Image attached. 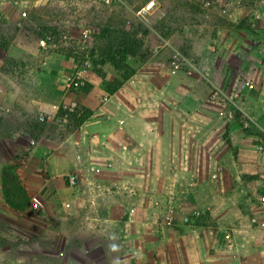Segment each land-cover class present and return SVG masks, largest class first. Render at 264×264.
Listing matches in <instances>:
<instances>
[{"label": "crops", "instance_id": "crops-1", "mask_svg": "<svg viewBox=\"0 0 264 264\" xmlns=\"http://www.w3.org/2000/svg\"><path fill=\"white\" fill-rule=\"evenodd\" d=\"M157 9L162 12L160 3ZM221 13L185 25L216 32L209 39L218 62L182 71L156 60L113 93L102 88L91 67L87 88L69 91L65 79L76 66L66 68L63 55L49 61L53 52L41 55L29 39L26 50L10 53L22 77L16 81L0 71V138L13 137L20 146L22 178L43 181L40 198L61 199L74 218L83 217V226L73 229L75 236L89 237L83 244L73 239L78 264H264V228L252 220L264 219V152L256 148L264 132V4L228 3ZM184 34L189 43L197 38ZM37 56L45 78L30 61ZM50 73L63 77L51 80ZM243 78L255 83L241 99L254 131L232 125L230 146L223 137L226 120L217 106L210 109L209 96L213 88L231 89ZM72 99L90 114L69 131L58 112ZM13 114L17 121L5 128ZM226 150L235 152L230 165L222 158ZM66 163L81 171L79 179L123 187L121 197L99 211V195L65 184ZM165 215L172 226L161 221ZM199 216V223H187ZM97 236L105 241L96 243Z\"/></svg>", "mask_w": 264, "mask_h": 264}, {"label": "rangeland", "instance_id": "rangeland-1", "mask_svg": "<svg viewBox=\"0 0 264 264\" xmlns=\"http://www.w3.org/2000/svg\"><path fill=\"white\" fill-rule=\"evenodd\" d=\"M146 1L0 0V71L13 80L21 81L20 65L10 53L17 49L26 50L23 45L28 43L25 39H29L30 47L37 49L41 55L46 51L53 52L55 58L49 61L59 60L63 55L64 66L69 70L89 60L102 88L107 93H113L138 68L152 65L156 60H159L158 65L182 71L192 66L202 70L207 62H218L214 58L216 43L210 40L217 35L216 32H208L205 27H186V23H200V19L207 15L219 19L228 3L248 7L264 4V0H157L162 12L156 9L144 17L138 16L137 11ZM85 29H90V32L84 34ZM185 32L196 36V40L187 42ZM41 60V56L30 59L32 65H39L40 75L45 78L46 67ZM62 77L49 74L51 80ZM82 88L87 87L84 85L80 90ZM212 92L209 99L214 106L210 109L217 106L221 115L222 108ZM100 100L103 102V96ZM79 112L80 108L72 112L59 109L60 117L67 119L69 131L77 126L81 115L86 118L90 114L88 110L80 112L82 114ZM41 119L43 122L49 120L47 117ZM224 119L227 130L223 137L230 146L229 130L232 125L246 134L254 131L252 123L248 127L243 125L238 113L234 118ZM16 121L17 117L13 114L7 119L5 128ZM35 135L31 134L32 137ZM3 140L0 138V260L3 264H78L73 239L83 244L89 237L85 234L75 236L73 229L74 225L83 226L79 223L84 220L83 217L74 218L70 207L61 199L49 202L40 198L37 188L43 181L22 178L20 160L23 154L16 151L20 146H14L13 137ZM21 140L24 144L28 141ZM21 150L24 151V148ZM234 155L233 150L231 155L226 150L223 161L230 165ZM63 171L62 177L67 186H77L87 195H99V211L107 209L108 200L120 198L123 193V187L110 189L103 182L99 184L87 179H79L76 185L71 186L67 176L78 173L82 177L81 171L71 163H66ZM2 173L9 175L5 184ZM210 179L208 177L207 181ZM7 196L18 208L6 202ZM161 221L168 227L173 225L167 215ZM198 221H201L200 216L189 219L187 223ZM94 241L103 243L105 240L97 236Z\"/></svg>", "mask_w": 264, "mask_h": 264}, {"label": "built area", "instance_id": "built-area-1", "mask_svg": "<svg viewBox=\"0 0 264 264\" xmlns=\"http://www.w3.org/2000/svg\"><path fill=\"white\" fill-rule=\"evenodd\" d=\"M109 2L110 0H106ZM159 3L157 0H148L146 1L143 6L140 7V9L137 11V15L144 17L145 15L149 14L151 11H154L157 9ZM23 16L26 15L25 12L22 13ZM90 32V29H85L83 31L84 34H87ZM91 67V63L89 60H84L82 65L76 66L70 74L66 76L65 79V86L69 91H76L83 87L86 84V75L85 72L87 69ZM255 86V83L252 80L243 79L237 84V86L231 88V89H222L219 87H215L212 95L217 101L219 102L221 106V115L224 118H234L236 113L240 114L241 120L243 121V125L245 127L251 126L252 118L249 116V114L245 111L243 105H242V97L245 94L246 91H249L253 89ZM228 106L230 108H228ZM61 108L66 112H72L79 108L78 101L76 99L70 100L68 103H63ZM45 117L44 115H41V118ZM34 141H31V144H33ZM256 148L258 151L264 152V132L261 133L256 142ZM216 175H212V178H215ZM79 179L78 173H71L67 176V180L71 186L76 185ZM260 202L264 203V194L260 197ZM172 219V217H169ZM186 219V218H185ZM253 222L259 226L264 228V219H252ZM262 242L264 243V238L262 239Z\"/></svg>", "mask_w": 264, "mask_h": 264}, {"label": "trees", "instance_id": "trees-1", "mask_svg": "<svg viewBox=\"0 0 264 264\" xmlns=\"http://www.w3.org/2000/svg\"><path fill=\"white\" fill-rule=\"evenodd\" d=\"M82 114V113H81ZM84 116L85 115H81V117L79 118V120H82L83 118H84ZM2 178H3V183L5 184L7 181H6V179H8L9 178V175L7 174V173H2ZM8 184V183H7ZM5 200H6V202L10 205V206H12V207H15V208H18L16 205H15V203L13 202V200H11L8 196L7 197H5Z\"/></svg>", "mask_w": 264, "mask_h": 264}]
</instances>
